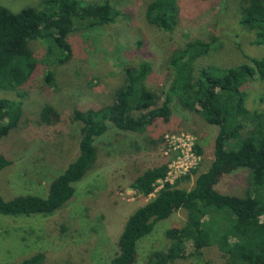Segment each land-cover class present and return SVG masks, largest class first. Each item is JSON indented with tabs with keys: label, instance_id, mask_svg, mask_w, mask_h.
Segmentation results:
<instances>
[{
	"label": "rangeland",
	"instance_id": "rangeland-1",
	"mask_svg": "<svg viewBox=\"0 0 264 264\" xmlns=\"http://www.w3.org/2000/svg\"><path fill=\"white\" fill-rule=\"evenodd\" d=\"M42 1L0 0V5L18 12L27 6L41 8ZM108 1L120 15L113 22L76 28L70 34L69 60L56 63L43 41L32 40L29 47L38 60L32 78L14 91L0 92V97L22 101L20 123L0 139V155L10 161L0 171V195L4 198L46 196L49 182L77 150L79 124L72 119L73 109L111 103L124 81L125 67L142 61L150 64L145 82L160 104L173 79L171 54L190 39H217L212 53L201 57L198 66L228 67L246 62L245 55H264L261 46L252 44L254 33L239 25L245 0H178V19L170 32L146 21L145 9L152 0ZM46 71L52 73L51 81L45 79ZM194 76V72L186 74L187 79ZM242 88L247 94L245 106L264 111V80L254 79ZM170 104L168 120L158 118L141 132L113 126L99 137L95 165L75 184V194L60 209L47 215L0 214V264L17 263L37 252L44 254L41 264H105L117 251V239L128 215L155 193L143 196L132 190L129 183L134 176L166 163L167 175L157 181L155 191L164 181L189 189L213 158L217 128L186 107L179 96L172 95ZM44 105L60 114L58 122L40 123ZM246 176L245 170L226 172L216 188L243 194ZM183 218L179 210L156 222L151 233L137 242L131 264H145L152 252L168 250L171 240L165 232L180 226ZM185 244V256L167 264L225 261L216 247L195 255L190 244Z\"/></svg>",
	"mask_w": 264,
	"mask_h": 264
},
{
	"label": "trees",
	"instance_id": "trees-1",
	"mask_svg": "<svg viewBox=\"0 0 264 264\" xmlns=\"http://www.w3.org/2000/svg\"><path fill=\"white\" fill-rule=\"evenodd\" d=\"M178 13V0H152L145 9V19L170 32ZM119 15L108 0H43L41 8L27 6L18 12L0 5V92L14 91L32 78L38 60L29 47L30 41H43L47 54L61 64L72 55L69 40L76 28L113 22ZM238 22L254 33L252 44L264 49V0H245ZM216 45L214 37L193 38L173 51V79L160 104L145 82L150 64L142 61L125 67L124 81L111 103L73 109L72 119L79 124L77 150L49 182L46 196L19 194L6 199L0 195V214L47 215L60 209L75 194V184L95 165V142L99 137L113 126L141 132L158 118L168 120L171 96L177 95L186 107L216 126L213 158L189 189L164 181L155 191L157 181L167 175L166 163L147 167L134 176L129 183L132 190L143 196L155 193L128 215L117 239V251L105 264H131L137 242L151 233L156 222L179 210L184 214L180 226L165 232L171 240L168 250L152 252L145 264H167L184 257L186 242L195 255L216 247L225 258L222 264H264V111L245 106L247 94L242 88L254 79L264 80V55H245L246 62L228 67L196 65ZM193 72L194 79H187L186 74ZM45 79L51 81L52 73L46 71ZM21 117L20 99L0 97V139L18 126ZM40 117L45 125L60 120L51 105L41 108ZM9 163L0 155V171ZM236 170L247 171L243 194L219 191L216 185L220 177ZM43 259L44 254L37 252L17 263L2 264H41Z\"/></svg>",
	"mask_w": 264,
	"mask_h": 264
}]
</instances>
